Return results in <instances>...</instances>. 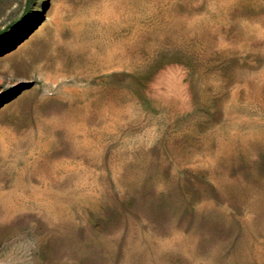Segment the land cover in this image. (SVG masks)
<instances>
[{
    "label": "rangeland",
    "instance_id": "374dc122",
    "mask_svg": "<svg viewBox=\"0 0 264 264\" xmlns=\"http://www.w3.org/2000/svg\"><path fill=\"white\" fill-rule=\"evenodd\" d=\"M0 264H264V0H0Z\"/></svg>",
    "mask_w": 264,
    "mask_h": 264
},
{
    "label": "bare ground",
    "instance_id": "6f19581e",
    "mask_svg": "<svg viewBox=\"0 0 264 264\" xmlns=\"http://www.w3.org/2000/svg\"><path fill=\"white\" fill-rule=\"evenodd\" d=\"M184 73V72H183ZM177 74H179V73H177ZM163 75H165V74H163ZM167 75V74H166ZM172 75V74H171ZM176 75V74H175ZM173 76V75H172ZM178 76V75H177ZM180 76V75H179ZM174 77V76H173ZM175 78V77H174ZM160 79V78H159ZM170 79H171V77H170ZM162 80V79H161ZM172 81H173V79H172ZM174 81H176V80H174ZM162 82V81H161ZM165 82V81H164ZM170 82H171V80H170ZM181 82V81H180ZM166 83H167V78H166ZM176 83H179V82H176ZM164 84V83H163ZM151 85V84H150ZM183 85V84H182ZM160 86V85H159ZM179 86V85H178ZM183 87V86H182ZM185 87V86H184ZM152 88V87H151ZM160 88H162V87H160ZM159 88V89H160ZM171 88H173V87H171ZM179 88V87H178ZM164 89V88H163ZM180 89V88H179ZM185 89V88H184ZM168 90V89H167ZM148 92H149V90H148ZM155 92V91H154ZM168 92V91H167ZM176 92V91H175ZM188 92V91H187ZM186 92V93H187ZM178 93H180L179 92V90H178ZM189 93V92H188ZM153 94H155V93H153ZM170 95L172 94V93H169ZM184 94V93H183ZM175 95V94H174ZM180 96V95H179ZM163 97V96H162ZM167 98V97H166ZM183 98V97H182ZM164 101V100H163ZM168 106V105H167ZM233 113V112H232Z\"/></svg>",
    "mask_w": 264,
    "mask_h": 264
}]
</instances>
